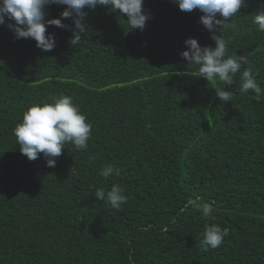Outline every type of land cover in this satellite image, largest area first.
Segmentation results:
<instances>
[{"label": "trees", "instance_id": "trees-1", "mask_svg": "<svg viewBox=\"0 0 264 264\" xmlns=\"http://www.w3.org/2000/svg\"><path fill=\"white\" fill-rule=\"evenodd\" d=\"M65 7L45 8V20L70 26L47 27L51 51L17 39L14 21L0 25V264H264V95L241 94L240 73L231 86L206 81L180 55L190 37L215 47L203 13L144 0L149 19L129 31L119 10L85 9L88 30L72 46ZM257 11L264 0H246L222 31L264 89ZM61 95L92 131L87 148L66 144L49 167L43 154L21 153L14 128L28 107ZM107 166L115 171L105 178ZM114 184L127 196L119 210L94 195ZM204 203L214 219L198 211ZM211 224L226 235L205 252Z\"/></svg>", "mask_w": 264, "mask_h": 264}, {"label": "clouds", "instance_id": "clouds-1", "mask_svg": "<svg viewBox=\"0 0 264 264\" xmlns=\"http://www.w3.org/2000/svg\"><path fill=\"white\" fill-rule=\"evenodd\" d=\"M181 11L191 12L199 9L202 25L210 32L215 47H201L196 38L185 40L186 50L180 55L187 63L198 67V77L206 81H213L217 77L224 85L231 86L237 73L241 75V94L251 90L257 100L264 95L253 75L252 69L242 68L249 63L248 55L228 54L231 37L223 33L229 27L227 21L240 13L246 0H175ZM51 4L66 6L61 12L62 18H71L74 27L70 44L76 46L81 41V34H86L88 26L85 23L87 15L85 9H95L97 6L107 7L110 11L119 10L127 16L129 31L143 29L149 15L143 11L144 0H0V25H4L6 18L14 23L8 27L17 39H33L42 51H51L56 46L55 36L47 32L48 26L69 28L61 18L45 20V8ZM217 14L221 18H217ZM259 32H264V11H257L253 18ZM219 33V34H217ZM215 94L219 101L232 100V93L221 87H215ZM92 125L73 98L67 95L53 97L51 103H35L23 113L22 123L14 128V135L23 155L29 160L37 159L41 154L49 167H54L56 157L62 154L66 144H73L77 150L87 148L91 137ZM112 166L101 170L105 178L114 173ZM116 175H119L116 172ZM98 201L106 202L116 210L127 203V196L119 185H113L107 192L98 189L95 192ZM194 203V201H189ZM206 220L214 219L213 206L204 203L198 209ZM226 232L216 224L206 225L200 247L207 252L222 245Z\"/></svg>", "mask_w": 264, "mask_h": 264}]
</instances>
